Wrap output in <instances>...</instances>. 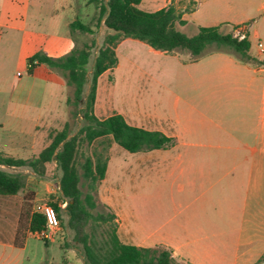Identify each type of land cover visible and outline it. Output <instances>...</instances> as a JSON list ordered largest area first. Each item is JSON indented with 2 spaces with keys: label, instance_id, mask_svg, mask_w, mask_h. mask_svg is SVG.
<instances>
[{
  "label": "crops",
  "instance_id": "0c3cea01",
  "mask_svg": "<svg viewBox=\"0 0 264 264\" xmlns=\"http://www.w3.org/2000/svg\"><path fill=\"white\" fill-rule=\"evenodd\" d=\"M68 2L0 0V65L18 51L29 79L35 83H31L34 89L24 92L22 74L17 72L18 92L14 94L15 99L22 100L19 109L51 99L53 93L46 96L44 91L48 82L57 86L66 82L43 63L30 68L29 58L39 52L59 58L73 48L74 40L68 41L66 32L59 28V11ZM40 3L47 4L43 9L48 16L45 20L39 19ZM245 5L244 0L237 2L236 10L242 17ZM254 10L253 26L247 25V17L235 23L246 24V37L250 48L252 44L255 49L252 54L250 48L248 51L252 59L223 49H213L195 59L188 54L182 59L150 48L155 53L171 55L177 68L159 96L167 100L171 97V102L156 112L155 121L137 123L113 107L110 100L106 102L100 91L102 77L120 67V47L133 39L127 38L117 45V65L98 77L94 114L99 119L118 113L132 126L159 131L171 138L165 147L138 152H128L115 142L109 147L97 196L114 214L120 242L145 248L162 246L183 264H264V58L256 46L258 41L264 43V0H257ZM217 18L203 26L219 27L229 22L227 18ZM68 25L65 21L64 26ZM40 67L50 71L38 77ZM155 81L160 82L159 78ZM55 109L44 107L41 113L33 110L28 128L27 124L21 125L22 134L4 142L0 154L25 161L37 157L51 140L45 143L36 132L51 128L56 121H65L66 107L62 112ZM25 131L30 132L29 137L24 135ZM51 164L56 168L55 160L46 162L42 174L22 165L39 177L45 175L44 180L36 181L25 174L24 191L0 194V264L18 262L12 258L3 261L6 249L21 251L30 238L41 240L26 230L23 244H15L21 220L26 225L34 206L48 202L55 191L48 176ZM67 249H71L70 264L83 263L82 256L79 262L71 261L76 258V251ZM27 261L31 262L28 257ZM52 262L41 257L38 264Z\"/></svg>",
  "mask_w": 264,
  "mask_h": 264
},
{
  "label": "trees",
  "instance_id": "16d2710c",
  "mask_svg": "<svg viewBox=\"0 0 264 264\" xmlns=\"http://www.w3.org/2000/svg\"><path fill=\"white\" fill-rule=\"evenodd\" d=\"M93 1L99 3L98 21L103 20L108 33L97 48L85 98L83 93L88 82L86 64L90 56L87 48L72 50L59 58L40 52L29 58L30 68L35 63H43L58 69L66 83L74 86V106H78L84 99V106L80 110L83 124L78 133L70 137L69 125L64 124L63 129L52 135L49 144L30 161L0 154V194H16L26 187L25 174L9 173L1 166L28 165L34 172L42 174L45 163L55 160L60 170V198L66 205L62 208L50 201L48 203L55 209L58 219L62 211L66 213L67 226L73 231L74 241L81 247L84 264H183L162 246L145 248L120 242L116 234L114 214L108 209L106 214L93 212L103 205L96 194L105 175L108 150L112 142L129 152L161 148L171 142V138L159 131L128 124L118 113L99 119L94 114L97 79L104 71L117 65L116 47L127 38L141 41L163 53L186 50L193 59L204 54L210 47L231 49L244 59H252L248 54L250 42L247 38L238 40L231 33H222L218 26H200L195 35L188 36L176 27V24L184 25L185 19L173 4L147 11L138 7L142 0ZM78 26L89 30L81 23ZM98 139L99 148L93 151L92 156H85L84 161L78 165V146L83 142L91 144ZM82 187L86 190L83 191ZM46 228L44 216L40 212H32L26 225L22 220L19 223L15 244H23L26 230L39 232Z\"/></svg>",
  "mask_w": 264,
  "mask_h": 264
},
{
  "label": "rangeland",
  "instance_id": "374dc122",
  "mask_svg": "<svg viewBox=\"0 0 264 264\" xmlns=\"http://www.w3.org/2000/svg\"><path fill=\"white\" fill-rule=\"evenodd\" d=\"M239 1L240 0H142L138 7L143 10L154 11L157 8L173 4L176 9L181 11L185 16V24H176V27L188 36L195 35L200 26L209 24V21H212L217 17H219L217 19L220 20L225 18L229 19L228 23L219 26V30L222 33L233 34V31L236 28V20L247 17L246 19L248 20L245 21L247 25L251 27L254 25L256 19L254 3H256L257 0H244L247 5H245L246 9L243 17L239 15V11L236 10L237 2ZM37 5L42 10L39 19L45 20L48 18L47 14L43 11L47 4L40 3ZM59 14V20L62 23L59 27L60 30L64 34L66 32L68 41L71 39L72 42L73 40L75 42L73 48L71 47L68 52L70 53L72 50L78 48H87L90 52L86 64L88 69V82L85 84L83 93L85 98L89 89V81L97 48L102 43L104 36L108 31L102 23L103 20L100 22L98 21L99 3L96 1L69 0L65 8L59 11ZM210 16L213 18H210ZM65 21L69 23L68 27L64 26ZM78 23L85 25L89 30L86 31L85 29L80 28ZM72 32L74 33L73 35L71 34ZM211 51H213L212 47H210L205 53ZM250 51L251 54L255 53L252 44ZM171 54L179 55L182 59H185V57H188V54L191 53L186 50H177ZM117 56L120 61V67L113 72H108L101 79L100 91L105 94L102 95V98H105L106 102H109L110 100L113 107L120 109L128 118L135 120L137 123L155 121L156 119L154 118H156V112L162 110L163 106H167L171 102V97L167 100L163 98L161 99L159 96L162 91H164L163 85L168 86L170 83V77L172 74L176 73L177 68L173 63L175 62L173 61L174 58H172L171 55L166 56L157 52L155 53V51L150 49L145 43L136 39L125 42V44L120 47ZM2 62H4V64L0 65V120L3 122V126L0 128V148L4 142H7V140L22 134L19 131L21 125L27 124L26 128H28L30 114L34 112L33 110H35V112L38 110V112L41 113L42 109L48 106L56 108L55 110L57 112H62L66 107V114L64 116L65 121H56L51 128L47 130H38L36 132L37 138L48 143L51 140L52 135L63 129L65 122L69 125V136L78 133L83 124L80 110L84 106V99L78 106H74L73 85H68L65 81H62L63 83L60 86L48 82L44 86V91L47 93L46 96H48L50 92L53 93L51 99H45V101H42V103L37 106L34 104L31 106L23 105V109H19L21 108L19 103L22 100L19 98L15 99L16 91L18 92V89L15 87L19 80L16 75L17 72L22 74L20 82L25 86L24 92H28L29 89H34L33 86H35V83H33V81L31 82L29 79L27 66L22 62L18 51H15L10 59H4ZM51 70L62 77V72L58 69L51 68ZM49 71L50 69L40 67L36 72V76L39 77L41 76V73ZM158 78L160 82L155 81ZM36 82L40 84L43 83V81ZM16 97H18V95H16ZM75 111L76 114H74ZM28 131H25L24 135L29 137L30 132ZM99 141L100 139L91 144L83 142L78 146V165L84 161L85 156L93 155V151L99 148ZM123 152L129 154V151L127 152L123 150ZM52 167L53 165L51 164L50 175L48 176L51 177V184L55 188V191L49 195L48 198H51L47 201L64 208L66 202L60 198L59 194H61V192L58 189L60 170L57 166L56 168ZM1 168L9 173H24L31 175V178L36 181L44 180L43 176H45L43 175L42 177H39L40 175L34 174V172L26 166L19 168L1 166ZM24 169H28L29 171L26 172ZM82 182H84L83 179ZM82 190L85 191L86 188L82 187ZM96 197L99 201L97 194ZM133 197L136 199L138 198V196ZM104 206H98L93 212H102L103 214H106L107 208ZM59 220V227L55 230L49 231L48 237H37L38 239L45 240L46 244L41 240L30 238L27 247L24 250L18 251L6 249L5 252H3V261L12 258L11 260L18 261L16 264H38L39 258L43 257L46 261H53L52 264H70L68 258L71 257V249L67 248H74L76 251V258L71 259V261L79 262V257L82 256L80 251L81 247L73 239L74 234L67 226V215L64 211L61 212ZM89 227L90 225L88 226V229L91 228ZM27 257L31 262L27 261ZM81 264H84V262Z\"/></svg>",
  "mask_w": 264,
  "mask_h": 264
},
{
  "label": "built area",
  "instance_id": "2783aa9c",
  "mask_svg": "<svg viewBox=\"0 0 264 264\" xmlns=\"http://www.w3.org/2000/svg\"><path fill=\"white\" fill-rule=\"evenodd\" d=\"M233 37L237 38L238 40L246 38V30L245 27L242 25L236 26L233 31ZM258 54L264 58V43L262 41H258L257 44ZM33 212H40L45 220L47 228L39 231L33 232V235L36 237L46 238L48 237V232L51 230H55L59 227V219L57 217L56 211L48 202H40L34 206Z\"/></svg>",
  "mask_w": 264,
  "mask_h": 264
}]
</instances>
